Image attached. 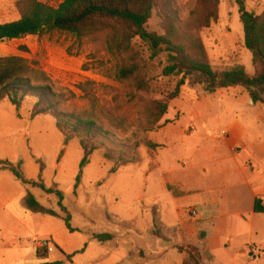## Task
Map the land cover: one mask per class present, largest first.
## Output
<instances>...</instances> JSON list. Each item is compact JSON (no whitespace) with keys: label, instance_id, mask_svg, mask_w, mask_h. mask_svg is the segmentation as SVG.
Masks as SVG:
<instances>
[{"label":"rangeland","instance_id":"374dc122","mask_svg":"<svg viewBox=\"0 0 264 264\" xmlns=\"http://www.w3.org/2000/svg\"><path fill=\"white\" fill-rule=\"evenodd\" d=\"M17 1L0 0V24L20 17ZM43 1L56 6L63 0ZM220 1L219 19L199 31L209 60L217 71L242 65L248 74L256 75L260 66L255 64L252 53L245 46L238 6L235 0ZM193 4L194 0H179L184 18L188 17ZM246 6L249 11L262 14L264 0H247ZM158 22L159 19L155 17L149 28L158 30ZM106 34L99 32L83 41H76L64 33L55 32L0 43V57H26L46 70L58 87L75 92L77 96L67 103V109H89L95 104L96 112L102 115L114 135L109 140L98 142L99 148L83 169L76 187L83 157L80 140L75 138L65 146L64 137L53 116L39 115L31 119L30 113L36 101L34 98H26L20 111L9 100L0 103V161H8L19 168L27 180L60 189L67 210L63 211L55 194L26 184L11 169L2 168L0 198L11 196L12 203L29 211L35 221L32 227L19 232L21 241L17 244L22 245V252L15 249L0 250V264H45L55 261H62V264H181L182 255L184 259L186 257L182 248L185 250L187 245H195L204 237L199 229H179L177 225L181 221L176 219V213L171 214L173 217L169 226L161 223L163 216L158 215V211L164 205H168L172 211V193L164 191L157 211V207L149 205L151 199L145 186L155 176L163 177L161 171L150 173L152 162L158 159V147L147 146L145 141L156 143L155 132L159 128L148 132L144 130L148 109L155 101H167L172 104L164 118L173 119L175 102L168 96L175 90L180 77L162 76V66L156 63L150 77L153 79L152 86L148 91L138 90L131 81L117 83L106 78L103 75L106 68L121 62L119 55L115 57L107 51ZM88 81L98 86L84 95L78 87ZM230 89H222L221 92L227 93ZM238 89L249 95L245 87L238 86ZM207 95L209 93L205 92L203 85L192 84L188 80L182 86L179 97L189 100L194 96L202 98ZM238 99L242 116L244 112L241 110L248 107L242 101L243 98ZM224 105L219 106V114L213 108L206 114L217 118L223 114ZM164 118L161 123H167ZM178 123L180 128L199 125L191 103H187ZM258 125L260 129L264 128V121H259ZM137 142L140 146L134 155L139 156V161L117 166L120 155L123 158L133 155L125 146ZM107 151L115 159L105 158ZM177 161L179 165L186 163L185 166H188L189 161L185 156L178 155ZM114 167L117 169L112 173ZM142 196L145 200L141 199ZM29 198L35 199L41 210L31 208L26 201ZM50 210L58 215L47 213ZM67 215H70L69 223L75 231L67 227ZM5 227L1 224L0 236L6 239L18 231ZM98 234H111L112 240L100 242L96 238ZM40 240H49L55 252L40 254L34 246V242ZM62 248L71 253L70 259L68 256L62 257Z\"/></svg>","mask_w":264,"mask_h":264},{"label":"trees","instance_id":"16d2710c","mask_svg":"<svg viewBox=\"0 0 264 264\" xmlns=\"http://www.w3.org/2000/svg\"><path fill=\"white\" fill-rule=\"evenodd\" d=\"M243 24L246 48L252 53L255 64L260 66L256 75H250L242 65L217 71L213 68L199 31L208 28L219 19L220 0H194L189 15L184 18L179 0H63L52 5L43 0H18L16 7L20 14L17 20L0 24V43L23 39L28 36L64 33L76 41H83L95 33L107 32L106 49L113 55H119L121 62L107 67L103 75L117 83L131 81L138 90L151 89V72L159 63L161 75L179 76L175 90L169 94L174 100L181 94V88L189 80L192 84H201L205 92L213 94L220 89L243 86L247 89L253 104H264V11L256 14L247 9V0H235ZM157 17L159 29H150V22ZM27 50L26 47H21ZM98 86L88 81L79 85V90L88 95ZM76 93L60 88L47 72L20 55L0 57V103L9 100L18 111L23 101L34 98L36 101L30 113L31 119L39 115H50L56 119V126L64 137L67 146L78 138L83 148V157L79 164L76 187L83 174V169L90 163L92 154L98 150V142L114 137L101 114L96 112V105L89 109H67V103ZM170 104L167 101H155L148 109L146 132L161 126ZM150 147H157L152 141H145ZM140 143L126 145L133 153L131 157L119 158L117 166H125L139 161L134 155ZM105 158L115 159L107 151ZM9 168L15 176L26 184L38 186L48 194H55L59 205H63L64 194L56 187H47L43 183L27 180L19 168L8 161H0V170ZM117 167L111 172L114 173ZM27 204L40 209L33 198L26 199ZM256 210L264 212L260 201ZM58 215L55 211H47ZM70 231H75L69 223ZM100 242L112 240L111 234H98ZM183 264H206L204 255L196 245H187ZM72 255H68L70 259ZM45 264H62V261Z\"/></svg>","mask_w":264,"mask_h":264},{"label":"crops","instance_id":"0c3cea01","mask_svg":"<svg viewBox=\"0 0 264 264\" xmlns=\"http://www.w3.org/2000/svg\"><path fill=\"white\" fill-rule=\"evenodd\" d=\"M221 90L202 98L188 100L182 95L173 100L174 118H164L167 123L155 132L158 159L152 162L150 173L161 171L163 177L146 183L149 205L158 211L164 191L172 193V211L168 205L159 209L160 222L169 226L171 214L176 213L179 229L201 230L204 237L195 245L206 264H264V212L256 210L257 200L264 206V128L258 125L264 121V104H253L238 86L227 93ZM238 98L248 107L241 110L242 116ZM187 103L200 123L180 128L178 120ZM222 104L225 108L219 117L206 114L211 108L219 114ZM178 155L187 157V167L179 165ZM12 201L11 196H1L0 223L18 231L9 239L0 236V250L21 251L19 232L32 227L35 220ZM187 208H195L197 214L188 215ZM63 251L64 258L71 254ZM183 259L182 255L181 264Z\"/></svg>","mask_w":264,"mask_h":264},{"label":"built area","instance_id":"2783aa9c","mask_svg":"<svg viewBox=\"0 0 264 264\" xmlns=\"http://www.w3.org/2000/svg\"><path fill=\"white\" fill-rule=\"evenodd\" d=\"M47 74L49 75L50 78H53V77H51V75L48 72H47ZM186 212L190 216L197 214V210L195 208H187ZM34 246L36 247L37 251H39L40 254L55 252V247L49 240L35 241Z\"/></svg>","mask_w":264,"mask_h":264}]
</instances>
